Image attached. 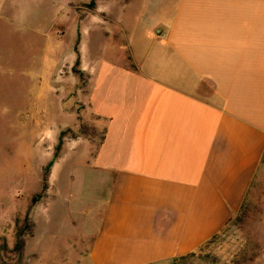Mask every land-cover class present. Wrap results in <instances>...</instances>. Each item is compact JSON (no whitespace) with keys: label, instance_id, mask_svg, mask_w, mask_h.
Instances as JSON below:
<instances>
[{"label":"crops","instance_id":"crops-1","mask_svg":"<svg viewBox=\"0 0 264 264\" xmlns=\"http://www.w3.org/2000/svg\"><path fill=\"white\" fill-rule=\"evenodd\" d=\"M88 21L68 53L103 123L78 193L96 220L88 255L164 264L226 226L264 162V0H112V59L84 57Z\"/></svg>","mask_w":264,"mask_h":264},{"label":"rangeland","instance_id":"rangeland-1","mask_svg":"<svg viewBox=\"0 0 264 264\" xmlns=\"http://www.w3.org/2000/svg\"><path fill=\"white\" fill-rule=\"evenodd\" d=\"M82 17L101 19L85 24L84 57L112 59V0H0V264H93L96 220L78 193L99 172L90 154L103 123L85 105L87 75L68 61ZM164 264H264V162L226 226Z\"/></svg>","mask_w":264,"mask_h":264},{"label":"trees","instance_id":"trees-1","mask_svg":"<svg viewBox=\"0 0 264 264\" xmlns=\"http://www.w3.org/2000/svg\"><path fill=\"white\" fill-rule=\"evenodd\" d=\"M73 72L76 73V74H78L79 76L81 75V73H84V72H82L79 69V59H78V56H77V58H76V60L74 62ZM62 133L60 134L59 139H58V144L55 147L54 159H55V157L58 156V151H59V149L61 147V144H62V140H63ZM53 163H54V160L53 159L50 160L47 163V165L45 166L44 170H43V185H44V187L47 185V177H48V174H49L50 167L53 165ZM35 200H36V198H33V201H35Z\"/></svg>","mask_w":264,"mask_h":264}]
</instances>
